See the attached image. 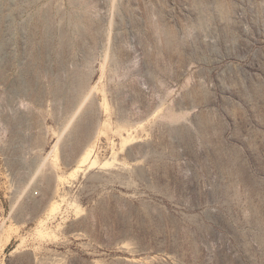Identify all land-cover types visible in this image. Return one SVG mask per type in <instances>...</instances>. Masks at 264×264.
Instances as JSON below:
<instances>
[{
	"label": "rangeland",
	"instance_id": "1",
	"mask_svg": "<svg viewBox=\"0 0 264 264\" xmlns=\"http://www.w3.org/2000/svg\"><path fill=\"white\" fill-rule=\"evenodd\" d=\"M0 264H264V0H0Z\"/></svg>",
	"mask_w": 264,
	"mask_h": 264
}]
</instances>
